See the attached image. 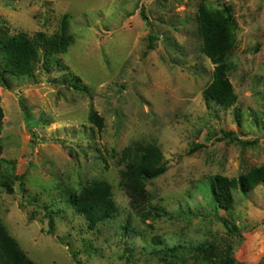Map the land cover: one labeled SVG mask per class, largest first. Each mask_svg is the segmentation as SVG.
Here are the masks:
<instances>
[{
  "label": "rangeland",
  "instance_id": "obj_1",
  "mask_svg": "<svg viewBox=\"0 0 264 264\" xmlns=\"http://www.w3.org/2000/svg\"><path fill=\"white\" fill-rule=\"evenodd\" d=\"M202 1L0 0L9 35L50 36L69 16L74 39L63 67L41 63L9 86L0 76V173L13 189L0 187V222L35 264H264V185L235 190L230 213L209 190L216 176L264 166V0H208L230 6L237 24L230 109L205 97L215 66L203 53ZM70 75L82 86L69 85ZM136 144L156 145L168 165L146 183L139 209L122 179L124 151ZM95 181L111 186L118 213L89 229L68 202Z\"/></svg>",
  "mask_w": 264,
  "mask_h": 264
},
{
  "label": "trees",
  "instance_id": "obj_2",
  "mask_svg": "<svg viewBox=\"0 0 264 264\" xmlns=\"http://www.w3.org/2000/svg\"><path fill=\"white\" fill-rule=\"evenodd\" d=\"M68 17L65 16L62 20L60 30L50 36L44 32H37L33 37L24 33L11 36L0 27V76L5 86H9L8 78L34 77L41 63L46 72L56 66L63 67L61 56L67 52L74 41L68 33ZM198 23L199 33L203 40V53L215 66L214 79L206 89L205 97L222 108H233L238 97L228 78V61L236 45L237 29L232 8L226 3L222 9L212 8L208 0H203L199 8ZM69 77V85L82 86L77 76L70 75ZM237 117L239 118L238 113ZM3 119L4 114L0 105V136ZM91 120L101 127L103 120L97 114H93ZM224 137L237 140L235 133L225 134ZM239 142L242 145L251 144V142L241 140ZM2 149L0 145V169L3 164ZM123 158L126 160L125 170L122 173L123 186L132 207L139 209L148 201L146 183L163 176L168 171V165L164 161L161 150L153 144H136L124 151ZM262 185H264V166L254 168L238 179L216 176L211 179L209 190L215 207L230 213L234 205L233 192L235 190H240L243 195L247 196ZM0 187L5 188L9 194L13 192L12 182L5 173H0ZM69 197L68 204L75 209L76 213L87 219L89 229H94L114 218L118 213V208L112 199L111 186L104 181L92 182L81 193L71 194ZM154 211L156 214H166L164 209L156 208ZM231 220L222 218L230 234L237 231V227L232 224ZM123 229L127 230V227ZM200 250L208 252L212 251V248L202 244ZM222 261L223 264H232L231 259L222 258ZM0 264H35L23 252L18 242L8 234L1 222Z\"/></svg>",
  "mask_w": 264,
  "mask_h": 264
}]
</instances>
